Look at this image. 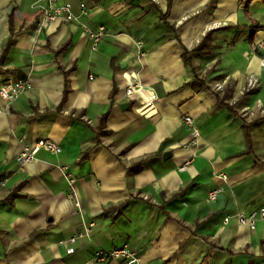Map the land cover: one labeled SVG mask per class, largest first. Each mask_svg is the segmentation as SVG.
Segmentation results:
<instances>
[{
	"label": "crops",
	"instance_id": "1",
	"mask_svg": "<svg viewBox=\"0 0 264 264\" xmlns=\"http://www.w3.org/2000/svg\"><path fill=\"white\" fill-rule=\"evenodd\" d=\"M68 1L88 15L39 33L35 0H0V85L32 84L12 104L0 97V264H99L97 252L126 245L142 264H264V221L237 219L264 210V3ZM84 26L105 29L98 49ZM207 34L211 49L192 56L203 87L182 55ZM125 74L154 90L156 117L120 110ZM250 75L258 87L239 96ZM39 140L62 153L20 168Z\"/></svg>",
	"mask_w": 264,
	"mask_h": 264
},
{
	"label": "built area",
	"instance_id": "2",
	"mask_svg": "<svg viewBox=\"0 0 264 264\" xmlns=\"http://www.w3.org/2000/svg\"><path fill=\"white\" fill-rule=\"evenodd\" d=\"M155 1V0H153ZM243 1V0H240ZM36 8L39 13V20L37 23V31L40 33L46 26L50 24H56L59 22L75 23L81 17L87 16L89 9L85 3L79 4L80 13L77 16L74 12L73 4L68 0H35ZM104 28H100L98 32H92L84 26V33L93 42L94 49H98L101 39L104 36ZM259 49H264V41L257 45ZM264 64V60H263ZM127 79V86L125 88V96L128 103H130L131 109H133L140 117L145 119H152L158 115V102L159 98L151 88H147L135 82L132 76L125 74ZM259 85V80L255 75H250L247 78V83L244 88L239 92V96H243L248 92L255 90ZM32 88V84L29 79L19 81H8L0 85V97L9 104L17 101L25 92ZM215 91L223 92L224 83H218L215 85ZM236 104V98L231 100L230 105ZM245 112H249L248 108H245ZM1 113V111H0ZM261 113L264 111L261 110ZM185 123L191 127V132L194 140L199 137V131L194 127V121L190 116H185ZM41 151H46L53 155H60L62 153L61 146L52 140H39L34 144H25L23 151L17 158V163L20 168L24 169L26 166L32 164L37 155ZM62 171L65 177L69 180L70 186L73 188L74 179L67 173V169L63 168ZM223 181H226V177L223 176ZM4 185V182L1 183ZM224 192V188H217L209 195V200L214 202ZM73 195H75L73 193ZM230 218H226L227 223ZM237 219L242 225H248L252 231L256 228V222L258 219L264 221V210L253 212L249 216L244 214H238ZM90 235L88 229L84 234L77 237H73L66 243H69V247L66 251L67 254L75 253V243L78 239L87 237ZM94 261L99 264H107L112 261L122 262L123 264H142L140 252L137 249L129 246H123L121 248H114L110 251L101 250L94 256Z\"/></svg>",
	"mask_w": 264,
	"mask_h": 264
},
{
	"label": "trees",
	"instance_id": "3",
	"mask_svg": "<svg viewBox=\"0 0 264 264\" xmlns=\"http://www.w3.org/2000/svg\"><path fill=\"white\" fill-rule=\"evenodd\" d=\"M259 1H262L263 3H264V0H259ZM212 34V33H211ZM211 34H207L206 36H205V38L201 41V43L199 44V46H197L195 49H193V50H191V51H189V50H184V53H183V55H182V58H183V60H184V63H185V65L187 66V67H190L191 68V70H192V72H193V74H194V76H195V78L197 79V80H199L200 81V78H199V75L197 74V69H196V67L194 66V64H193V60H192V56L194 55V54H200V53H202V52H204V51H208V50H210L211 49ZM250 41L252 42V37H251V39H250ZM70 45V43H68L67 45H65L61 50H65L68 46ZM66 75V74H65ZM201 82V85L203 86V87H205V84H204V82H202V81H200ZM66 85H67V89L65 90V92L66 93H68L69 92V89H68V85H69V80H68V78H67V76H66ZM217 96V98H218V105H219V107H228L229 108V110L231 111V112H233V113H235V111H233V109L231 108V107H229L227 104H225V101H224V99L223 98H220L218 95H216ZM236 115H238L237 113H235ZM106 116L107 115H105L103 118H102V122H104V120L106 119ZM245 125H246V123H245ZM245 128H246V126H245ZM102 133H100V130H99V135H101ZM246 136H247V138H249V133L247 132L246 133ZM100 137V136H99ZM98 137V138H99ZM98 138H97V140H98ZM16 196V193L15 194H12L11 196H10V199H13L14 197ZM162 208V207H161ZM163 209V208H162Z\"/></svg>",
	"mask_w": 264,
	"mask_h": 264
},
{
	"label": "water",
	"instance_id": "4",
	"mask_svg": "<svg viewBox=\"0 0 264 264\" xmlns=\"http://www.w3.org/2000/svg\"><path fill=\"white\" fill-rule=\"evenodd\" d=\"M130 107H131L130 103L126 102V103L120 105V110L121 111H127V110H129ZM166 155H170V153H166L164 156L166 157Z\"/></svg>",
	"mask_w": 264,
	"mask_h": 264
}]
</instances>
